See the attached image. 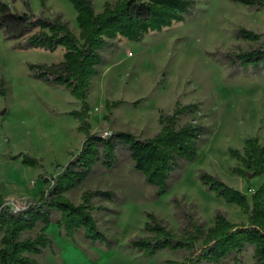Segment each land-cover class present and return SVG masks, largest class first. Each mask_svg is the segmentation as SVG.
<instances>
[{
  "label": "rangeland",
  "instance_id": "374dc122",
  "mask_svg": "<svg viewBox=\"0 0 264 264\" xmlns=\"http://www.w3.org/2000/svg\"><path fill=\"white\" fill-rule=\"evenodd\" d=\"M18 13H32L49 20L60 19L79 34L76 11L69 0H0ZM92 0L96 12L106 2ZM183 21L150 32L141 41L116 39L103 51V62L91 81L88 118L91 132H131L149 138L161 129V114H172L177 102L194 104L177 126L199 124L206 128L194 161L181 159L166 193L157 197L154 187L134 169L129 152L119 146L117 163L108 169L96 163L86 180L66 193L74 204L84 192L95 193L92 211L105 243H92L78 230L68 236L54 210L47 233L52 247L35 258L41 264H163L183 261L187 250L158 251L146 257L133 244L155 215L172 233L180 236L187 215L208 229L217 212L232 223L247 224L248 216L235 204L216 196L201 181V172L218 177L250 199L264 175L244 178L233 172L241 163L230 149L244 152L245 141L257 138L264 144V63L243 66L235 55L264 50V5L249 7L233 0H193ZM264 2V0H258ZM246 28L261 34L259 41L243 39ZM24 43V40L21 41ZM65 49L55 51L21 47L0 29V199L4 204L30 205L48 191L53 178L79 153L86 133L71 114L82 102L64 85L36 78L30 65H52L64 60ZM235 56L236 63L226 56ZM120 102L117 105L113 103ZM108 105V106H107ZM39 164L23 163V156ZM179 201L181 208H178ZM42 222L23 237L39 233ZM203 238L196 244L199 251ZM221 264H254V246Z\"/></svg>",
  "mask_w": 264,
  "mask_h": 264
},
{
  "label": "trees",
  "instance_id": "16d2710c",
  "mask_svg": "<svg viewBox=\"0 0 264 264\" xmlns=\"http://www.w3.org/2000/svg\"><path fill=\"white\" fill-rule=\"evenodd\" d=\"M69 1L76 11L78 35L60 19L49 20L32 13H18L0 1V29L6 38L25 48L55 51L62 46L65 49L61 63L29 67L36 78L66 86L82 102L81 110L71 114L80 122L79 129L86 133L79 153L53 178L48 191H43L36 203L14 213L4 204L3 198L0 199V264H41L35 256L52 247L47 228L54 210L60 212L58 223L68 236L82 229L90 242H107L108 238L99 230L92 213L91 197L97 193L110 198L112 193L88 190L80 204L71 202L66 193L82 184L99 161L108 169L113 168L117 163V150L122 146L128 150L134 169L154 187L157 197L162 196L168 190L179 161L197 158L199 142L206 131L199 124L177 126L182 115L192 113L196 108L194 104L182 105L179 102L172 114H161V129L149 138L118 131L105 139L92 133L87 121L91 81L99 72L103 51L118 38L141 41L150 32L161 31L183 21L191 11L193 0H117L106 2L101 12H96L92 0ZM233 1L249 7L264 5L258 0ZM239 34L249 41H259L262 37L246 28H241ZM23 40L24 43L21 42ZM226 56L232 63H236V56L243 66L264 63L263 49ZM229 153L241 163L233 169L237 175L244 178L264 175V144L257 138L245 141L244 152L230 149ZM23 163L36 166L39 161L24 155ZM200 179L216 196L237 205L248 216L247 224L232 223L223 213L217 212L214 225L205 229L188 214L187 226L178 236L155 215L148 214L150 221L145 231L151 236L139 237L132 240V244L146 257H152L163 249L187 250L190 254L183 261L168 259L163 264H221L232 254L237 259L251 245L254 246V264H264V181L249 199L246 193L207 172H201ZM176 202L181 208L179 201ZM39 222L43 223L39 233L24 238L23 234L34 231ZM200 238H203V247L198 251L196 244Z\"/></svg>",
  "mask_w": 264,
  "mask_h": 264
},
{
  "label": "built area",
  "instance_id": "2783aa9c",
  "mask_svg": "<svg viewBox=\"0 0 264 264\" xmlns=\"http://www.w3.org/2000/svg\"><path fill=\"white\" fill-rule=\"evenodd\" d=\"M112 132L110 131H105L103 134H100L99 136L102 137V138H110L112 136ZM6 206H9L11 208V210L14 212V213H18L19 211L23 210V209H26L28 206L26 205H17V204H14V203H11V204H5Z\"/></svg>",
  "mask_w": 264,
  "mask_h": 264
},
{
  "label": "water",
  "instance_id": "95a60500",
  "mask_svg": "<svg viewBox=\"0 0 264 264\" xmlns=\"http://www.w3.org/2000/svg\"><path fill=\"white\" fill-rule=\"evenodd\" d=\"M250 177H251V175H250Z\"/></svg>",
  "mask_w": 264,
  "mask_h": 264
},
{
  "label": "crops",
  "instance_id": "0c3cea01",
  "mask_svg": "<svg viewBox=\"0 0 264 264\" xmlns=\"http://www.w3.org/2000/svg\"><path fill=\"white\" fill-rule=\"evenodd\" d=\"M85 140V139H84Z\"/></svg>",
  "mask_w": 264,
  "mask_h": 264
}]
</instances>
